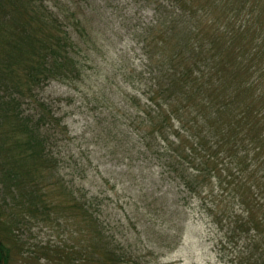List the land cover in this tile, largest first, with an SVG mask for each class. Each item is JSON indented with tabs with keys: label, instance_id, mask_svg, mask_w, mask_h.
I'll use <instances>...</instances> for the list:
<instances>
[{
	"label": "trees",
	"instance_id": "obj_1",
	"mask_svg": "<svg viewBox=\"0 0 264 264\" xmlns=\"http://www.w3.org/2000/svg\"><path fill=\"white\" fill-rule=\"evenodd\" d=\"M141 2L151 19L140 21L138 2H126L128 19L139 21L124 37L104 30L111 14L100 3L0 0V179L11 200V215L0 205V264H11L14 249L2 234L11 230L6 218L50 222L51 212L74 223V245L40 246L50 264H142L133 241L116 231L121 224L141 225L153 247L169 241L175 249L193 218L209 225L224 262L264 264L257 71L221 48L227 36H203L205 13L190 12L186 0ZM52 80L74 81L81 101L121 96L107 142L125 162L124 189L138 186L135 197L110 207L103 191L86 187V169L76 168L74 186L60 175L56 148L66 125L37 95Z\"/></svg>",
	"mask_w": 264,
	"mask_h": 264
},
{
	"label": "rangeland",
	"instance_id": "obj_2",
	"mask_svg": "<svg viewBox=\"0 0 264 264\" xmlns=\"http://www.w3.org/2000/svg\"><path fill=\"white\" fill-rule=\"evenodd\" d=\"M67 1L74 5V0ZM129 1L138 2L137 17L140 21L151 19L150 9L142 7L141 1L144 0H78L79 4L84 6L88 4L96 6L98 3L106 6L105 15H111L103 22V28L108 34L112 30L118 32L119 36L127 35L139 21L128 19L126 2ZM186 2L190 12L200 10L201 13H205L206 19L198 24L201 34L206 38L227 36L231 42L227 45L222 44L221 48L244 55L252 71H257L253 79L256 83L259 81L260 87L264 89V0H186ZM223 40L226 41V38ZM115 86L117 84L114 88ZM82 89L93 94L92 89L86 86ZM81 93V90L74 91V81L63 83L52 80L37 90L38 97L50 102L63 117L66 125L67 132L56 148L61 154L63 169L60 175L69 186H74V179L79 180L76 168L86 169L83 174L88 175L86 187L103 191L110 207L116 208L114 202L117 198H121V202L127 201L128 195L131 193L135 197L137 194L135 188L138 189L135 184L129 189H124L125 176L120 173L124 171L125 162L119 154H112L108 149V145L112 144L107 142L109 111L117 110L121 96L110 95L106 100L94 103L91 96L90 99L81 101L79 97ZM29 110V105L23 104L22 111L26 114ZM53 192L54 197L57 196L56 189ZM8 197V191L0 179V205L6 210L4 214L11 215V200ZM6 223L11 230L4 228L2 234L5 242L14 248L11 264H50L36 253L40 246L47 245L48 248L55 249L56 246L74 245V223H66L52 212L50 222H25L19 218L15 220L8 217ZM116 231L121 232L130 242L133 241L132 244L142 264H228L220 259L211 239L209 225L202 219L193 218L184 229L182 239L175 249L169 248V241H165L162 248L153 247L144 235V228L133 222L121 224ZM61 264L69 262L65 259Z\"/></svg>",
	"mask_w": 264,
	"mask_h": 264
}]
</instances>
